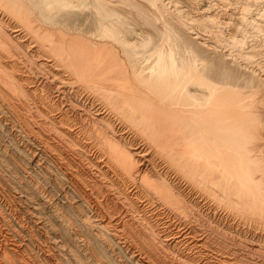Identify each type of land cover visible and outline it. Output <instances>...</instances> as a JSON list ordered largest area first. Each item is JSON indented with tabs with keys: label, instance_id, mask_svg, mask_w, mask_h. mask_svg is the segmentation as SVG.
<instances>
[{
	"label": "bare ground",
	"instance_id": "6f19581e",
	"mask_svg": "<svg viewBox=\"0 0 264 264\" xmlns=\"http://www.w3.org/2000/svg\"><path fill=\"white\" fill-rule=\"evenodd\" d=\"M163 2L0 0V97L5 99L6 113L22 124L14 125L1 108L0 120L4 124L9 121L16 132L21 126L26 128L23 136L30 148V161L36 163L44 157L49 163L52 161L81 205L96 217L98 226L91 239H96L100 230L107 232L119 240L130 261L137 264L160 260L152 246L161 247L164 260L174 264H234L219 253L220 248H213V253L205 246L212 247L217 239L226 241L230 232L227 222L224 224L223 218L217 216L216 208L205 197L200 199L193 186L218 181L252 192L258 177L264 178V168L250 164L264 153V144L259 145L262 140L254 149H248L244 140L238 139L241 136L235 135L241 130L247 133L244 117L252 113L250 106L239 104L238 88L243 84L258 90L264 87V77L223 52H212L208 46L201 54L194 48L195 38L186 37L187 27L174 19L171 8H165L169 3ZM233 2L241 7V12L249 13L251 7L264 0ZM151 7L174 24L170 34L181 43L178 48H169L167 55L162 48H156L158 55H135L127 39L123 55H108L112 50L104 49L100 40L95 41L99 36L118 41V34L133 31L128 27L132 28L130 24L136 18H150L147 8ZM237 21L244 22V18L231 21V32H239L234 27ZM73 42L86 48L93 45L96 49L92 51L107 50L99 67H110L109 73L115 76L108 78L107 73L98 78L97 65L87 71L88 60L68 50ZM37 66L42 72L37 71ZM94 90L101 100L90 95ZM116 109H120L122 117L116 115ZM126 120L136 124L155 145L156 154L130 136ZM35 129L42 135L32 131ZM113 132H119L123 148L118 149L111 141L109 134ZM172 150L181 161L177 166L159 157ZM9 152L0 142V156ZM184 172L191 181L181 178ZM197 175L200 180L194 177ZM30 180L29 177L19 185L21 197L33 203L28 209L29 220L39 227L42 211L36 206L46 204L51 209L50 217L61 218L63 232H59V240L49 238L40 243L24 226L0 221V264H108L102 248L90 245L81 230L69 231L66 217L58 213L59 206L39 187H33ZM79 207L75 206L76 216L82 217L84 212ZM142 235L153 239L152 246L146 247L140 241ZM54 248H62L63 254H56ZM26 249L32 251L35 263L25 257ZM165 261L159 264H166Z\"/></svg>",
	"mask_w": 264,
	"mask_h": 264
},
{
	"label": "rangeland",
	"instance_id": "374dc122",
	"mask_svg": "<svg viewBox=\"0 0 264 264\" xmlns=\"http://www.w3.org/2000/svg\"><path fill=\"white\" fill-rule=\"evenodd\" d=\"M130 1H134V0H130ZM163 3H169L165 7L166 10L167 9L169 10L171 8L170 12H172L174 19L175 18L176 20L178 19L177 22H180L182 25L187 27L186 37H188V39L193 38V37L195 38V41H197L196 42L197 44L194 45V48L200 51L201 54H204V51H206L207 48H211L212 52L213 50L223 52L225 55H228L231 58H235V60L239 62L240 64H242L243 67L247 66L246 67L247 69L254 70L256 74L259 73L260 74L259 76L264 77V53H263L264 52V3L259 6L254 5V7H251L252 11L249 13L241 12V7H239V5L233 2V0H164ZM172 10L175 12H173ZM137 11L138 10H136V12ZM147 12L151 14L150 18L147 19L144 17L143 19V18L138 17L136 18V21L132 23V25L130 24L132 28L128 27L129 29L135 31V32L132 31L133 33H135V35L132 32L127 33V35L118 34L117 36L118 41L117 40L114 41L110 38H107V37L105 38L103 36L96 37L98 40H95V41L100 40L101 43H104V46H105L104 49L108 50V47H109L108 51L110 52V50H112L113 52L111 51L109 53L107 50L106 52L103 48L99 50L100 52L92 51L93 48H95L93 45H90L89 46L90 48H86L83 44H80L79 42H73L68 47V50L70 52L73 51L74 54L80 55L84 59L88 60L85 63V64H89V66L87 67L89 69L86 68L87 71L93 70L97 65L99 70H95V71L99 73L97 77L100 78L104 74H107L112 71L111 68L107 66L104 69H101V67H99L100 66L99 62L103 61L102 59L103 56L107 55L108 53H109L108 55H112V54L114 55V52H115V55H121V54L123 55L124 48L122 47L123 46H125V48L127 47V45L123 44L126 41L129 43L128 46H130L136 51L135 55H141V54L158 55L156 48L158 49L162 48L163 52H166L165 54L167 55V52L170 51L169 48L173 46L175 48H178L181 45V43L179 41H175L174 34L173 33L170 34V31H169L173 28L174 24L167 21L163 16L159 15L158 9L154 7H151L150 9L147 8ZM239 16L244 18V22H238V21L237 23L235 22L236 25L234 24V27H237L239 29V32H231L228 27L231 21ZM49 25L47 24L49 28H51V26L53 27L52 24H49ZM188 27H189V30H188ZM41 35L44 36L43 33ZM111 40L113 41L112 43L114 47L111 44ZM140 40H142V42H140ZM116 42L122 45L116 44ZM160 42L161 44L158 45ZM0 43H2L1 38H0ZM142 43H145L144 45H146V47ZM132 44L135 46H133ZM118 45L119 47H117ZM206 46L208 47L206 48ZM119 48H121L122 51ZM136 49L137 50L141 49V50L137 52ZM13 55H21V54L13 53ZM51 57L53 58V56ZM85 64H84V68H85ZM36 68L38 72H42L40 67L37 66ZM125 68L128 69L127 67ZM107 75H108L107 77L109 78V77L115 76V73H109ZM240 87L238 88V91L236 93L239 99V102H240L239 104L243 107L250 106L252 113L250 114L251 117L250 116L244 117V119H246L244 121H246L245 125H247V128H246L248 130L247 133L241 130L239 132H236L235 135L237 138L241 136L238 139L244 140L245 142L243 141V143L248 149H251V148L254 149L255 146H258V143H260V140L262 141L259 145L264 144V131H262L264 128V105H263L264 104V91H263L264 87H259L258 90L257 89L254 90L252 89L251 86H244L243 84H241ZM90 95H94L97 99L101 100L95 90L93 91V93H90ZM0 101H1L0 102L1 111H4V113H6V110L8 109L6 108L4 104L5 99L0 97ZM260 103L262 105L261 107H260ZM254 105H256L255 108H254ZM119 111L120 109H116L115 111L116 115L119 113ZM6 115L8 118H11L10 120L13 121L14 125L19 126V123L20 125L22 124L20 122L21 120L17 121L14 117H12L11 114L6 113ZM118 117L120 118L122 117V115L119 113ZM0 121H1L0 122L1 123L0 124V142H2V145L7 146L9 151L11 152V153L9 152L10 154L7 153L5 155L2 154L0 156V182H2L0 183V201H1L0 202V221L1 223L8 221L10 223H13L14 225H17L16 227L24 226L26 229H28L31 232L32 237H34L40 243H43V241H46L49 238H51V240L53 241L60 239L59 232H63L61 218L56 219V218L50 217L51 209H49L48 205L46 206V204H43V205L39 204L38 206H36V207H39L42 211V213L40 214L41 224H39V227L31 223V221L28 218V212L31 209V207H33V203H31L30 200L21 197L22 190L19 185H20V182L26 181V179L30 177L32 186L35 188L39 187L41 193L46 195L47 198L49 197L51 201L56 205V207L59 206L57 207L58 213H61V215H64L66 217L67 219L66 224H67V227L69 226L68 227L69 231L72 232L74 230H81L84 235L85 240H87L90 243V245L92 244L99 245L100 248H102V251L107 255L108 264H137L135 262L130 261L128 254L124 250L125 247L123 248V246L119 243V240L118 239L116 240V238L109 235L107 232L100 230L101 232L100 231L97 232L98 236H96L97 237L96 239L90 238L91 236H94L93 233L96 232V229L98 226L96 217H94L91 213L89 214L88 210L85 209L81 205V203L79 202V198L77 197V195L74 193L72 189V186L69 184L67 180L62 179V177H60L61 174H59L58 170H56V166L53 164L52 161L51 163H49L50 160L49 161L45 160V157L44 159H41L40 161L36 163L30 161V158H31L30 148L27 146L26 141L23 136L26 133V128L24 126H21L20 132H16L15 129H13V127L10 125L9 121H7L9 124L7 122L4 124L5 121H3L2 119ZM126 121L128 123L126 122L125 125L128 129V132L130 133V136L135 141H138L140 143L147 145L150 149L154 150L155 151L154 153L156 154L157 152L154 147L155 145L149 142V139L141 133V130L137 128V125L136 124L134 125L133 122H131L130 120H126ZM32 131L42 135V132L36 131V129ZM242 131H243V134L240 133ZM118 134L119 132H113V133H110L109 136L113 144L118 149L119 148L121 149V147L123 148V145L119 143L120 142L119 140L121 139H120V136H118ZM247 136L250 137L251 139L248 138ZM46 139L48 141H51L48 138ZM9 143H11L12 145ZM23 147L25 150L22 149ZM23 150L25 154L23 153ZM263 154L258 155L256 162L253 160L250 162L252 167L255 165V166H258L259 168H264V155ZM252 156L254 157L255 154L253 153ZM159 157H161L162 160L164 158L166 161H169V162L171 161L175 166H177L179 164L178 161H180L178 157L176 156V152L175 151L173 152V150L169 153V155H166L163 157L162 155H159ZM31 164L34 166L32 167ZM20 167L23 169H20ZM178 167H181V165ZM28 169H30V171ZM32 171H35V172H32ZM41 171L42 172L44 171V172L42 173ZM8 172H11V173L8 174ZM26 174L29 175V177ZM181 176H182L181 178L184 180L190 179L191 177L190 175H189L190 177L186 175L185 172ZM194 177L198 178L199 180L201 179L199 175L194 176ZM262 178H263L262 175L258 177V180L256 181L255 186L252 188V192L247 191L246 189L241 190L240 188H236L235 186L225 185L224 183H221L218 181H214L211 183L204 182L207 184L205 186H202L200 183L199 184L196 183V185L193 186L195 191L201 195L200 199L205 197L203 199L208 200L209 204L213 208H216V210L218 211L217 216L220 215V218H223L222 222L224 224H226L227 222L226 226L228 227V232H230V236L226 241L217 239L213 243L212 247L209 246L208 244H206L205 246L207 248H211L210 250H212L213 253H216V251L213 248H220L221 251H219V253L225 254L228 258L232 259L235 262L234 264H264L263 262L264 261V257H263L264 256V198H263L264 197V178L263 179ZM41 188H43L44 190H42ZM75 206H80L79 210L81 209L84 212L82 217L76 216ZM47 208L49 209V211ZM61 234L64 235V233H61ZM52 235L54 238L52 237ZM66 238L71 239V236L67 235ZM211 238H215V237H211ZM140 241L143 242L145 246L146 245L152 246L153 244V239L150 236L145 237L142 235L140 238ZM247 243L249 244L247 245ZM252 243L254 245H252ZM159 248L161 249V247ZM159 248L157 246H152L153 252L157 255V257L159 256L160 258V260L154 261L155 264H159L160 261H165L163 258V253ZM144 249L148 250L147 248H144ZM54 252L56 254H63V249L54 248ZM9 256L11 257L10 254ZM25 257L29 259L30 263L36 262V259H34L32 256V251L28 249L25 250ZM64 257L66 259L70 258V256L66 254L65 252H64ZM165 263L174 264L169 261H165ZM36 264L38 263L36 262Z\"/></svg>",
	"mask_w": 264,
	"mask_h": 264
}]
</instances>
